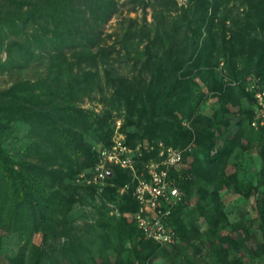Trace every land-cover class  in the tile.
<instances>
[{"label": "trees", "instance_id": "obj_1", "mask_svg": "<svg viewBox=\"0 0 264 264\" xmlns=\"http://www.w3.org/2000/svg\"><path fill=\"white\" fill-rule=\"evenodd\" d=\"M230 1L187 0L173 13L177 0H155L153 20L123 19L110 46L103 25L118 0L0 3V19L12 18L18 29L4 43L3 62L16 68L10 70L15 76L0 88V254L7 235L23 240L0 264H62V257L69 264H155L158 258L170 264H264V164L255 176L241 174L238 158L254 149L264 162L263 128L250 124L254 93L245 78L264 77V0H239L238 6L247 5L242 12L237 6L235 15L220 16ZM117 44L134 60L124 74L111 58ZM220 58L224 69L218 71ZM30 60L38 61L36 75L21 77ZM196 78L206 89L199 90ZM102 79L112 88L113 105L96 116L80 103L102 89ZM208 95L216 97L212 113H197ZM113 107L125 109L121 129L130 146L145 138L174 146L194 142L181 169L172 172L182 199L167 218L175 231L170 243L145 237L137 226L134 177L118 164L110 165L101 189L102 221L94 233H79L73 224L74 206L94 200L99 190L79 174H90L99 145L111 143ZM21 121L35 126L11 136V123ZM152 154L143 150L137 169ZM230 163L235 170L228 172ZM229 191L241 195L249 210H228L222 194ZM106 201L115 202L118 215L106 213ZM35 232L40 243L32 239ZM62 236L55 247L52 240Z\"/></svg>", "mask_w": 264, "mask_h": 264}, {"label": "rangeland", "instance_id": "obj_2", "mask_svg": "<svg viewBox=\"0 0 264 264\" xmlns=\"http://www.w3.org/2000/svg\"><path fill=\"white\" fill-rule=\"evenodd\" d=\"M118 8L117 11L104 23L103 29L105 32V44L106 46H110L112 43H115L114 37L115 34H112V32L115 29H119V22L122 21L123 19H127L128 17H133L135 18L138 22L141 21L143 16H146L147 21H152L153 16H152V3L155 2V0H148L149 3H147L145 6H141L138 4L137 0H118ZM187 0H177V7H173L172 12L177 13L181 11V7L184 5H187ZM4 0H0V3H3ZM239 5V0H231L228 4L223 5L220 8V16H223V14L228 13L229 15H235L237 11L236 7ZM246 4H241V6H238L239 12H242V9L246 8ZM231 17H229L228 20H226L227 25L231 24ZM220 26H216V29H220ZM18 29H16V26L14 24V21L12 18L6 19V18H1L0 19V88H4L5 86L9 85L13 81V77L15 76V73L11 72L10 70L16 69V68H11V65L5 64L3 61L6 58V53L4 49V43L11 37H14L17 35ZM111 33V34H109ZM3 41V42H1ZM3 43V44H2ZM116 49L112 53V60H113V65L115 67H118L119 72L121 73H126L129 72V70L132 68L134 64V60L128 56L123 48H118V44L115 46ZM219 63L216 65V68L218 71L223 70V60L222 58L219 59ZM37 60H30L29 62H25L26 67L21 70L22 76L21 77H34L36 75V67H37ZM254 74L252 73H247L245 76L246 80L251 82L254 79ZM198 80V78H196ZM103 81V87L102 89H98L97 91L93 92L91 96L85 97L83 102H81V106L86 107L87 109L93 110L94 113L93 115L96 116H103L106 114V111L113 105V102L110 99V91L112 88L107 87L105 84V80L102 79ZM199 81V90H204L205 85L201 80ZM199 90H195L196 93H199ZM244 103H247V100L244 99ZM216 104V97L208 95L207 98L200 104L199 108L197 109V113H206L210 114L213 111V108ZM237 107L232 106L231 109H235ZM112 112V117H111V125H115L114 120L115 119H120L121 123L124 120L125 117V109L124 108H117L113 107L111 110ZM238 112V111H236ZM237 119V114H234L231 116V128H235V121ZM190 118L184 117L182 119V122L185 125H189ZM12 126L11 128V136L14 135H19L22 136L24 135L29 128H31L32 125L29 122L21 121L18 122L17 124L11 123ZM127 129H131L129 126ZM19 133V134H17ZM93 135V137H92ZM88 133L86 135V138L94 142L96 145L99 143V141H95V134L94 133ZM144 140H147L146 138ZM142 140V141H144ZM156 140V139H155ZM156 141H162V139H158ZM190 142V141H189ZM188 142V143H189ZM10 147L12 151L16 150L15 147H13V144ZM194 147V142L192 140L191 143V149ZM241 160V174H250L252 176H255L259 169L262 167L264 164L263 160L260 158L256 150L254 149H249L244 152H241L238 157ZM235 170V166L233 163H230L227 167V171L231 172ZM85 172V171H83ZM101 190H98L95 193L94 200H87L84 203H78L74 206V211H75V219L73 224L76 225L79 229L80 232H85L87 235H90L91 233H94V230L99 226L97 223L99 221H102V218H100V211L103 209L101 204L102 202L105 201L104 197H101L100 195ZM222 200L226 203V208L228 210H231L233 213H243L249 210L250 206L249 204L244 201V198L239 195L238 193L234 192H223L222 194ZM106 208L104 206V210L106 213H114L118 215L119 211L118 208L113 201H106ZM92 225V227L90 225ZM202 227L205 226L204 223H201ZM63 237H60L59 239L55 240L52 243L55 245V247L59 248L60 243L63 241ZM33 241L40 243L41 242V233L40 232H35L33 234ZM23 240L20 238V235L17 233H11L7 235L4 238V243H3V252L0 254V262L5 263L7 260V255H10L14 252H16L18 246L22 244ZM55 254V253H54ZM53 257V256H52ZM51 257V258H52ZM111 257H114V254H111ZM51 260V259H49ZM62 264H69L67 263L66 257L60 258ZM49 264V263H48ZM155 264H170L166 260L162 258H158L155 260Z\"/></svg>", "mask_w": 264, "mask_h": 264}, {"label": "built area", "instance_id": "obj_3", "mask_svg": "<svg viewBox=\"0 0 264 264\" xmlns=\"http://www.w3.org/2000/svg\"><path fill=\"white\" fill-rule=\"evenodd\" d=\"M254 93L255 113L250 124L262 127V144L264 146V77L256 76L248 85ZM111 143L99 145V161L90 174L81 172L79 177L87 183H94L101 190L111 164H118L131 170L134 177V196L138 208L133 213L137 226L143 235L161 244H167L175 239V231L167 222L172 207L182 199V193L176 182L173 171H179L183 165V157L191 149V143L182 146L166 144L162 141H139L130 146L121 129L120 119H115ZM153 153L143 163L141 169L136 167V158L142 151ZM128 187L124 184L120 190Z\"/></svg>", "mask_w": 264, "mask_h": 264}, {"label": "water", "instance_id": "obj_4", "mask_svg": "<svg viewBox=\"0 0 264 264\" xmlns=\"http://www.w3.org/2000/svg\"><path fill=\"white\" fill-rule=\"evenodd\" d=\"M107 172H108V174H111V168H109V169L107 170Z\"/></svg>", "mask_w": 264, "mask_h": 264}]
</instances>
